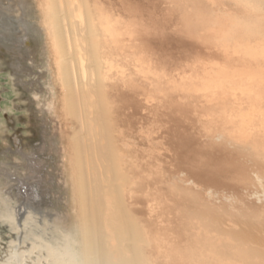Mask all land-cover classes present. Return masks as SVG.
<instances>
[{
    "label": "rangeland",
    "instance_id": "1",
    "mask_svg": "<svg viewBox=\"0 0 264 264\" xmlns=\"http://www.w3.org/2000/svg\"><path fill=\"white\" fill-rule=\"evenodd\" d=\"M18 1L0 0V31L16 21L14 40L0 41V264H80L67 140L76 116L42 0H26L38 55L7 50L29 48ZM97 2L125 48L106 84L130 163L127 201L148 239L142 264H264V0ZM37 61L45 124L37 75L12 78L13 63Z\"/></svg>",
    "mask_w": 264,
    "mask_h": 264
},
{
    "label": "bare ground",
    "instance_id": "2",
    "mask_svg": "<svg viewBox=\"0 0 264 264\" xmlns=\"http://www.w3.org/2000/svg\"><path fill=\"white\" fill-rule=\"evenodd\" d=\"M41 2L44 25L49 33L61 81L62 98L67 109L76 116L74 126L67 132V140L71 148L74 198L79 210L78 225L83 229L80 264H142L147 250L142 248V243L147 244L148 239L142 238V229L129 207L131 202L127 201L126 195L132 190L125 188L124 184L129 182L130 163L124 153V135L113 127L112 105L107 94L109 85L106 84L113 69L112 57L124 58V52H116L125 49L124 44L120 42L115 49L108 16L97 6V0ZM18 4L21 13L18 21L24 28L20 45L26 43L29 48L20 49L12 45L7 50L14 57L38 55L40 50L35 49L38 47L35 30L29 22L30 6L26 0H19ZM12 26H16L13 19L9 24L3 23L0 31L2 44L14 40ZM13 70L15 82L24 81L23 75L28 72L37 75L35 96L40 100L41 117L45 124L47 94L38 61L31 68L21 62L18 65L13 63ZM24 186L21 190L27 197L31 191ZM253 204L250 203L251 206ZM256 206L260 209L261 205ZM263 206L261 209L264 210ZM17 213L19 221L22 213L20 208ZM260 220L264 222V219ZM250 237L254 242L261 241L257 237ZM72 264L78 263L72 261Z\"/></svg>",
    "mask_w": 264,
    "mask_h": 264
}]
</instances>
